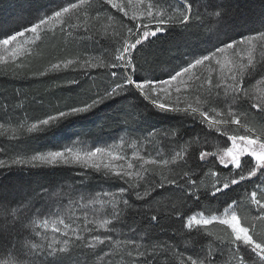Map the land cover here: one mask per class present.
Returning <instances> with one entry per match:
<instances>
[{"label":"snow or ice","instance_id":"6c2138e0","mask_svg":"<svg viewBox=\"0 0 264 264\" xmlns=\"http://www.w3.org/2000/svg\"><path fill=\"white\" fill-rule=\"evenodd\" d=\"M29 10H34L35 15L30 19L23 16L17 18V27L14 29H4L0 27V64H8L11 61L16 67L21 52L25 51L23 45L29 42L28 35H31L33 43L40 40L43 33L55 34L57 27L61 33L68 29L76 28L72 23L73 17L79 18L81 13L88 14L89 10H95L96 15L92 19L102 14V6L107 5L116 9L124 16L129 17V6L133 3L140 8L132 13L130 19L137 22L136 27L127 28V34H120L114 48V56L108 64H95L85 59L81 67H108L120 69L112 71L111 79L102 86H97L89 100L71 107L48 114L27 125L28 133L47 132L58 127L62 122L73 117L90 113L99 106L117 97L124 101L129 99L142 98L151 105L153 109L160 113H175L191 116L192 119L200 118V123L205 124L208 129L214 130L220 136H226L227 141L224 146L218 147L216 151L206 149L199 150L198 161L196 152L176 151L171 159H157L151 156L132 153L120 154L113 151V147L96 146L91 150L81 152L74 147L67 146L61 150H49L33 154L31 156L17 155L10 159H0V169H11L14 166L37 167L38 164L65 165L77 164L85 169H93L101 173L105 178L113 177L124 181L127 188L120 189V197L116 198L114 193L102 192L103 197H110L113 208L123 204L125 209H133L134 204L130 203L125 192H131L140 185L139 180L145 183H153L156 187H164L165 184L175 186L188 199L195 197V201L200 205L206 202H215L220 205L214 214L206 215L203 210L185 215L180 221L182 227L180 231L188 230L203 235V226L212 223L226 225L231 230L230 238L221 244L216 245V252L206 250L203 254L184 255L176 253L166 246V251L179 260V264H219L224 257L225 250L230 253L234 264H264V234H256L253 225H242L241 220L247 216L241 215L243 205L254 206L255 221L264 222V123L242 122L237 110L229 105L228 110L222 111L212 108L211 112L201 105L198 99L194 104L186 103L181 99V93L186 91L181 85L186 83L189 77H194L201 81V88H205L209 97H212L213 89H220L223 86L225 96L231 95L232 103H235L243 94L250 101L251 109L262 114L264 121V96L253 98L248 95L243 85V77L247 68L253 67V57L251 52L256 48L264 49V24L259 29H248L251 22L250 11L254 6L250 0H26ZM54 4L55 6H51ZM158 5H167L157 10ZM261 15L264 16V0H259ZM111 18V17H109ZM208 25L209 35L205 37L209 45L204 53L186 54V59L182 63L167 73V78L155 77L153 74L141 75L142 66L138 59L141 53H145L158 38V34L167 31L168 26L178 24L186 29L191 27L201 28ZM233 33H236L234 36ZM245 48L249 50L247 64L236 61V57ZM230 57L232 59H230ZM222 68L229 67V76L222 81L214 82L211 76L202 78L200 71L208 68L212 62ZM78 61L68 59L58 61L50 65V70L59 71L63 67L67 69L69 65ZM200 70V71H194ZM39 75H46L45 72ZM223 79V78H222ZM230 81V82H227ZM264 83V79L261 80ZM68 83H78L77 80H70ZM173 91L176 96L173 97ZM131 94V95H129ZM138 94V96L136 95ZM163 94V98H162ZM215 95L218 97L220 92ZM208 101H205L207 103ZM147 105L140 111V106L135 105L136 115L140 121H146L152 115ZM0 111L7 112L8 105H0ZM116 115L129 116L126 108L118 110ZM229 125H237L244 128L242 133L230 130ZM5 125L0 123V129ZM20 129L25 125L20 124ZM17 130H13L15 136ZM156 130L149 131L148 136H154ZM170 133L165 131L163 135ZM175 135V133H172ZM215 139V138H213ZM231 146H227V142ZM124 141L121 138L120 144ZM207 143V140L205 141ZM135 145V141H133ZM215 157L216 159H209ZM109 162H105V159ZM133 160L143 161V164L168 165L178 164L180 168L187 167L189 171L184 176L192 175L189 179L180 181L176 177H167L161 174V180L153 181L146 178L141 173L146 171L133 172L136 165ZM115 161L127 162L112 163ZM222 166V169L220 168ZM204 168L208 172H204ZM197 170L203 175L212 177L208 185H202ZM226 170V171H225ZM2 175V173H0ZM253 177H258L251 189L238 190L237 186L242 182L251 181ZM31 181L29 182V188ZM203 187V191L201 188ZM242 193V194H241ZM148 195L135 192L137 199H143ZM91 204L103 203L98 197H93L89 201ZM186 200L181 199L179 206H185ZM63 209L57 208L53 211L50 203L45 202L44 195L40 189L26 191L24 187H17L14 184L0 182V252L4 253L0 257V264H68L73 253L77 250H89L90 254H95L98 246L104 245L108 250L103 252V257H111L114 254L126 255L131 260L129 264H156L158 249L141 248L135 239L123 242L113 240L111 235H92L89 239L82 233L94 232L95 228L89 227L96 224L110 232L108 227L112 224V219L102 221L89 220L87 215L83 218V227L77 223L79 217L63 215ZM121 210L117 209L114 219H118ZM147 215V214H145ZM179 218L182 214L176 211ZM151 222H158L155 214L150 215ZM49 231L51 235H49ZM201 255L203 258H201ZM101 257V259H103ZM78 264V262H77ZM107 264H113L112 260Z\"/></svg>","mask_w":264,"mask_h":264},{"label":"trees","instance_id":"16d2710c","mask_svg":"<svg viewBox=\"0 0 264 264\" xmlns=\"http://www.w3.org/2000/svg\"><path fill=\"white\" fill-rule=\"evenodd\" d=\"M92 2L95 3L96 0ZM241 2L243 3L244 0ZM250 3L254 6L250 11L251 22L247 28L259 29L264 24L259 0H250ZM161 7L166 8L167 5H158L157 9ZM34 15V10L28 9L26 0H0V27L6 30L17 27V18L23 16L25 19H30ZM95 15V10L90 9L87 15L81 13L79 18L73 17L72 23L77 25L76 28L68 29L66 26L65 32L61 33L57 27L55 34L43 33L32 52L17 62L22 64V67H16L15 64L0 67V105H8L7 112L0 111V123L5 125L0 129V159L61 150L75 141L91 146L109 144L120 137L138 142L140 148L145 147V150L150 151V155L157 159H171L176 151L184 150L189 153L195 151L196 160L199 162V150L214 152L218 147L224 146L227 137L208 129L205 124L200 123L199 117L192 119L191 116L182 114L160 113L151 105H147L142 98L124 101L117 97L90 113L62 122L50 131L35 133L26 131L27 125L31 122L89 100L97 86H102L111 79L112 71H121L108 67H81L85 59L95 64L110 63L114 56V48L118 46L116 41L120 38V34L126 35L127 28L136 27L130 19L107 5L102 6L100 16L92 19L91 17ZM207 35L209 30L206 23L199 29L196 27L186 29L178 24L168 26L167 31L158 34V38H152L154 43L145 53H141L138 59L143 68L141 75L151 73L155 77L167 78L169 70L180 65L186 59V54L205 52L209 47L205 40ZM233 35L235 36L236 33ZM68 59L78 63L69 65L67 69L50 70L52 63ZM41 72H45L46 75H39ZM262 79H264V61L256 59L253 67L248 68L243 77V85L248 95L259 98L255 91L264 88ZM70 80H77L78 83H68ZM202 99L204 103L208 101L205 103L207 106L210 105L205 95ZM135 105L140 106V111L147 105L152 112L150 118L140 121L135 114L137 111L133 107ZM122 107L129 112L128 117L115 114ZM233 109L237 110L242 122L257 125L264 123L261 120L262 114L251 109L250 101L243 94L234 103ZM20 124H24L25 128L20 129ZM228 127L238 133L244 131L241 126ZM152 129L156 130V134L149 137L148 133ZM13 130H17L15 136ZM165 131L170 134L163 135ZM230 145L231 142L228 141L227 146ZM209 159L216 158L209 157ZM178 164L179 162L168 165L146 164L143 168L146 171L141 174L155 182L161 180V174L178 179L183 177L180 181L183 183V180L189 179L192 174L184 176L189 169L180 168ZM220 168L222 169V166ZM204 172L207 173L208 169L204 168ZM0 173H2L0 182L22 186L26 191L39 188L45 197V202L50 203L52 208H62L65 203H74L78 199L88 200L93 195H101L102 192H118L121 195L120 189L127 188L124 181L119 178L107 179L101 173L79 165L40 164L35 168L14 166L11 169H0ZM196 175L199 176L198 182L202 185H208L212 179L210 175H203L199 170ZM259 180L264 181V178ZM257 181L258 177H253L251 181L242 182L237 188L251 189ZM138 183L140 185L138 188L123 194L129 198L130 203L134 204V208L125 209L123 204H119L116 208L106 209L103 216L105 219H112V224L108 226L111 231L100 230L99 233L97 230L86 237L91 238L92 235L97 234L111 235L113 240L121 241L122 245L129 239H135L142 249L147 248L150 252L153 248L158 249L156 264H179V260L172 255V252L166 251V246L176 253L195 256L203 254L206 250L216 252L218 250L216 245L223 246L222 242L230 238V229L219 223L203 226V235L195 231L189 233L186 229L180 231L182 227L180 221L185 215L201 210L206 215L214 214L220 207L218 203L206 202L200 205L195 201V197L188 199L182 196L181 191L175 186L165 184L161 188L154 186L153 183H145L144 180H139ZM203 190L202 187L201 191ZM137 191L141 193L147 191L148 195L143 199H137L135 196ZM182 198L187 201L185 206H179ZM117 209L121 210V215L118 219H114ZM176 211L182 214L179 218L175 215ZM151 214L157 215L158 222L149 223ZM241 215L247 216V219L241 220L242 225H253L256 234H264V222L252 219L255 215L254 206L243 205ZM107 250L104 245L97 247L95 254H90L87 249H77L68 264H77V262L107 264L109 260H112L113 264H129L131 258L126 255L114 254L103 261L97 259ZM3 255L4 253L0 252V257ZM231 258L230 253L225 250L219 264H231Z\"/></svg>","mask_w":264,"mask_h":264},{"label":"rangeland","instance_id":"374dc122","mask_svg":"<svg viewBox=\"0 0 264 264\" xmlns=\"http://www.w3.org/2000/svg\"><path fill=\"white\" fill-rule=\"evenodd\" d=\"M125 3H127V0H125ZM139 8H140L139 5H136L135 3H133L132 6H129V17H126V16L125 17L130 19V16L132 15V13L134 11L138 10ZM157 10H159V9H157ZM119 13H121V12H119ZM130 20L133 23L137 24L136 21H134L132 19H130ZM27 35H28L29 42L23 45V49L25 51L21 52L20 59L23 58L24 56L28 55L29 53H31L33 48H34V46L39 41L38 40L35 43H33L32 40H31V35L30 34H27ZM248 55H249V50L247 48H245L243 51H241L239 53V56H237L235 59H236L237 62H240V59L242 57L243 58V63L247 64ZM251 55L253 57V62H255L256 59L264 61V49H262V48H259V47L256 48L255 50H253L251 52ZM230 59H232V58L230 57ZM19 60H17L16 63ZM5 65H14V64L11 61H9L8 64H0V67H3ZM229 67L230 66H226V67L222 68L220 65H217L215 63V61H213L212 64L208 68H204L202 71H200V70H194V71H200V75H201L202 78H206L208 76H211V78L213 79L214 82L222 81V83H223L224 80H226V78L229 76ZM227 82H230V81H227ZM200 85H201V81L196 80L194 77H189L187 79L186 83L181 85L182 89L186 90V91L181 93V99L184 100L186 103H193V104L199 99L201 101L202 107H204L205 109L209 110L210 112H211L212 108H218V109L226 112L228 110L229 105H231V107L233 108L234 103H232L231 95L225 96L224 90H223V86L220 89H218V90L217 89H213L212 97H209L208 92L206 90V86H205V88H201ZM217 91L220 92V95L218 97L215 95V93ZM255 94L257 96H259V98L264 96V88H262L260 91H258V89H256ZM172 95H173V97H175L176 93L173 91ZM203 95H205L206 98L209 99V101H210V105L209 106H207V104H205L203 102V99H202ZM162 98H163V94H162ZM203 98H205V97H203ZM121 138L124 141L123 144H120V139ZM114 144H115V146L113 147ZM138 144H139L138 142L137 143L135 142V145H134L133 141L128 140L125 137H120L117 141H115L113 143H109V144H97V145L91 146L89 144H84V143H82L80 141H77V142L75 141V142L71 143L68 146L74 147L75 149H77V150H79L81 152H85V151L91 150V149H93L96 146H108V147H113V151L114 152H117V153H120V154H128L130 157H131L132 153H134V152L137 153V154H141V155L151 156L150 155V151L147 152L145 150V147L140 148L138 146ZM151 157L155 158L153 156H151ZM105 162H109L107 158L105 159ZM112 163H114V164L115 163H125L126 164L127 162L126 161L125 162L115 161V162H112ZM133 163L136 165V168L133 169L134 173L137 172V171H140L141 168H144L146 166V164H143V161L133 160ZM58 164H63V163H58ZM38 165H40V164H38ZM41 165H43V164H41ZM69 165H77V164H69ZM48 166H50V165H48ZM114 194L116 195V198L119 199L120 194L118 192H116ZM93 197H98L99 199H101L103 201V203L91 204L89 202L90 199H88V200H82V199L80 200V199H78V200H76L77 202H74V203H65V205L62 206V208H61V209H63V213L62 214L63 215H67V216H72L74 218L79 217V220L77 221V223H81L82 227H83V223L82 222H83V218H84L85 215H87L89 220L102 221L103 219H105L104 216H103L105 210L106 209H113L112 203L109 202L111 198L110 197H103L102 195H93L92 198ZM57 208L58 207L53 208V211H55ZM254 211H256L255 208H254ZM89 227L95 228V231L98 230L99 233H100V230H102V231L105 230L104 228L98 227L96 224H90ZM48 234L51 235V232L49 231ZM82 234L87 236V235H90L91 233L84 232ZM97 235H99V234H97ZM98 247H103V245H100ZM101 257H103V254L97 259H99L100 261H103V259H107L108 258V257H103V259H101ZM230 263L234 264L233 258H231Z\"/></svg>","mask_w":264,"mask_h":264},{"label":"bare ground","instance_id":"6f19581e","mask_svg":"<svg viewBox=\"0 0 264 264\" xmlns=\"http://www.w3.org/2000/svg\"><path fill=\"white\" fill-rule=\"evenodd\" d=\"M28 58V57H27ZM34 58V57H33ZM31 59V58H30ZM76 67V66H75ZM72 68V67H71ZM71 71H73V70H71Z\"/></svg>","mask_w":264,"mask_h":264}]
</instances>
